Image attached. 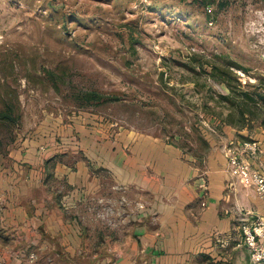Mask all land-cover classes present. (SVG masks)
I'll return each instance as SVG.
<instances>
[{"label":"rangeland","instance_id":"rangeland-1","mask_svg":"<svg viewBox=\"0 0 264 264\" xmlns=\"http://www.w3.org/2000/svg\"><path fill=\"white\" fill-rule=\"evenodd\" d=\"M89 90L114 97L78 101ZM259 92L264 96V0H0V110L9 104L14 118L0 125V205L8 196L14 202L19 188L38 191L27 181L31 162L20 154L36 139L43 152L60 124L88 122L106 141L125 132L151 135L201 167L227 133L237 142L264 130ZM58 160L57 153L43 162L45 175L34 161L32 176L43 177L59 207L72 209L79 237L72 256L58 250L57 262L55 247L40 255L21 244L13 261L150 264L117 230L127 196L117 200L114 186L107 200L98 191L69 201L68 187L54 177ZM92 170L111 182L100 167ZM236 218L239 226L252 217ZM14 231L4 235L15 240ZM234 253L223 250L216 260L196 254L188 264H264L242 239Z\"/></svg>","mask_w":264,"mask_h":264},{"label":"crops","instance_id":"crops-1","mask_svg":"<svg viewBox=\"0 0 264 264\" xmlns=\"http://www.w3.org/2000/svg\"><path fill=\"white\" fill-rule=\"evenodd\" d=\"M95 129L88 122H68L55 128L53 139L46 141L43 152L39 151L38 139L24 145L28 146L20 155L31 162L28 172L31 179L27 181L31 186L37 185L38 191L32 192L27 186L22 194L17 188L14 202L13 196L1 202L0 263L19 264L11 256L13 249L21 244L26 249H38L40 255L46 248L55 247L53 254L58 257L57 262L63 256L58 250L72 256L79 239L77 224L72 222V209L59 207L43 177L40 182L32 176L35 164L45 175L43 162L57 153L62 161H56L53 173L68 187L69 201L96 195L98 191L107 200L106 189L114 186L119 189L117 200L127 196L131 203L126 210L122 208L123 218L117 230L123 236L127 232V240H132L129 251L141 255L150 264H188L196 254L214 259L221 257L223 250L228 257L234 256L242 239L236 222L238 213L251 217L264 215V206L254 190L227 170L223 149L235 138L232 133L220 140V146L207 155L200 167L180 148L151 135L125 132L106 141L103 131ZM255 139L261 150L250 160L255 167L264 169V130ZM78 153L94 161L73 159ZM99 167L109 175L110 183L92 170ZM139 201H144L146 208H138ZM11 230H15V240L4 235Z\"/></svg>","mask_w":264,"mask_h":264},{"label":"built area","instance_id":"built-area-1","mask_svg":"<svg viewBox=\"0 0 264 264\" xmlns=\"http://www.w3.org/2000/svg\"><path fill=\"white\" fill-rule=\"evenodd\" d=\"M260 150L259 141L252 138L228 142L223 153L229 174L244 186L251 187L264 206V169L255 167L250 160ZM238 227L252 256L264 261V215L255 214L252 218L240 222Z\"/></svg>","mask_w":264,"mask_h":264},{"label":"trees","instance_id":"trees-1","mask_svg":"<svg viewBox=\"0 0 264 264\" xmlns=\"http://www.w3.org/2000/svg\"><path fill=\"white\" fill-rule=\"evenodd\" d=\"M229 86V84H228ZM242 95V99H248V96L246 93L241 94ZM259 96L260 99H263L264 96L261 92H259L257 94ZM112 97L114 96H108L105 94H102L96 90H89V91H82L79 93L78 95V101H85V102H99L103 99L107 100V99H112ZM250 98V97H249ZM239 106H241V104H239ZM240 111L243 113L244 110L240 107ZM13 112H12V108H10L9 104H6L4 108H2L0 110V125L2 124H9L10 121H13Z\"/></svg>","mask_w":264,"mask_h":264}]
</instances>
